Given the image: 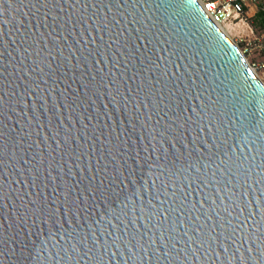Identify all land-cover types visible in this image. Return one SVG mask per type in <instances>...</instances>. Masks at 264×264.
<instances>
[{"label": "water", "instance_id": "1", "mask_svg": "<svg viewBox=\"0 0 264 264\" xmlns=\"http://www.w3.org/2000/svg\"><path fill=\"white\" fill-rule=\"evenodd\" d=\"M198 0H0V264H264V82Z\"/></svg>", "mask_w": 264, "mask_h": 264}, {"label": "built area", "instance_id": "2", "mask_svg": "<svg viewBox=\"0 0 264 264\" xmlns=\"http://www.w3.org/2000/svg\"><path fill=\"white\" fill-rule=\"evenodd\" d=\"M205 10L211 15L216 23L223 29V26L230 25L232 28L237 27L239 23L245 24L246 14L251 6L255 7L256 13L264 18V0H198ZM249 27V26H248ZM231 28V29H232ZM224 30V29H223ZM264 37V35H263ZM244 49H240L244 57L247 59L251 68L257 73V69L264 67V60L261 65L258 63H250L247 55L258 50L264 54V39H255L246 41ZM238 45V43H236ZM239 47V46H238Z\"/></svg>", "mask_w": 264, "mask_h": 264}, {"label": "rangeland", "instance_id": "3", "mask_svg": "<svg viewBox=\"0 0 264 264\" xmlns=\"http://www.w3.org/2000/svg\"><path fill=\"white\" fill-rule=\"evenodd\" d=\"M254 9L255 7L251 6L248 15H251ZM260 20L261 18L258 15L257 17L251 16L246 19V23L244 25H238L237 27L239 28L229 31L228 34L236 43H238L240 49H244L247 43L246 41L253 40L255 37H257V39H264V31ZM247 57L250 63H258L259 65H261V62L264 60V54L260 53L258 50H254V52L248 54ZM256 71L258 76L262 79L261 81L264 82V67L260 66Z\"/></svg>", "mask_w": 264, "mask_h": 264}, {"label": "crops", "instance_id": "4", "mask_svg": "<svg viewBox=\"0 0 264 264\" xmlns=\"http://www.w3.org/2000/svg\"><path fill=\"white\" fill-rule=\"evenodd\" d=\"M248 14H249V13L246 14V19L249 18V17H251V16H253V17H255V16L257 17V15L259 16V14L256 13V10H255V9H254V11L252 12L251 15H248ZM239 25H244V24L239 23ZM230 27H231V26L227 25L225 30L229 32ZM263 31H264V30H263Z\"/></svg>", "mask_w": 264, "mask_h": 264}, {"label": "trees", "instance_id": "5", "mask_svg": "<svg viewBox=\"0 0 264 264\" xmlns=\"http://www.w3.org/2000/svg\"><path fill=\"white\" fill-rule=\"evenodd\" d=\"M259 17L261 18V20H260L261 24H262L261 26H262V29L264 30V18H262L260 15H259Z\"/></svg>", "mask_w": 264, "mask_h": 264}, {"label": "bare ground", "instance_id": "6", "mask_svg": "<svg viewBox=\"0 0 264 264\" xmlns=\"http://www.w3.org/2000/svg\"><path fill=\"white\" fill-rule=\"evenodd\" d=\"M229 26H230V25H229ZM225 27H226V26H223V29H224V31L228 34L229 32H227V31L225 30ZM231 28H232V26L230 27V30L234 29V28H232V29H231ZM230 30H229V31H230ZM228 35H229V34H228Z\"/></svg>", "mask_w": 264, "mask_h": 264}]
</instances>
